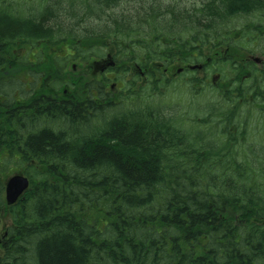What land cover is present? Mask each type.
<instances>
[{"label":"trees","instance_id":"1","mask_svg":"<svg viewBox=\"0 0 264 264\" xmlns=\"http://www.w3.org/2000/svg\"><path fill=\"white\" fill-rule=\"evenodd\" d=\"M118 1L86 5L80 8L83 13L72 5L61 13L57 2L33 16L37 19H22L11 13V0H0V225L4 209L11 218L0 241V264H264V154L252 144L255 141L248 144L245 137L253 129L245 113L251 115L239 108L250 97L254 109L255 100L264 104V65L260 69L218 58L200 63L205 50L217 49L215 44L221 41L212 21L218 18L202 17L199 30H194L185 27L190 18L172 11L144 17L136 8L138 12H131L142 16L143 23L131 28L123 23L124 15L118 21L105 14ZM243 3L216 0L211 7L219 16ZM100 21H104L101 29H84ZM66 22L70 30L64 36L59 26ZM178 22H182L180 29ZM249 27L253 24L231 28L232 36L240 38L234 37L227 53L249 45L252 34L260 36L258 45L262 42L264 32ZM74 29L83 30L82 35ZM167 35L174 37L168 46ZM193 40L200 41L198 50L187 48ZM66 41L74 55L70 57L81 61L111 45L116 51L112 70L118 76L129 73L128 64L135 61L136 69L145 71L146 84L138 88L134 101L140 95L143 99L147 91L170 88L189 90L202 99L212 84L207 82L206 70L219 63L231 65L235 79L225 89H217L225 91L226 104L215 108L221 115L216 119L202 109L215 121L204 116L198 121L212 128V144L204 143L199 134L180 133V121H162L155 117L161 115L146 109L117 115V104L110 95L104 97L103 89L94 88L93 81H85L73 95L88 107L84 115V105H67L63 98L43 93L24 102L25 107L19 100L6 99L18 70L13 64L22 60L14 55L16 45ZM85 43L89 46L81 47ZM175 60L188 65L183 74L200 65L205 77L196 78L205 87L194 90L195 78L175 87L176 81L165 76ZM53 63L54 82L68 84ZM241 68L247 69L248 76L239 80ZM135 71L129 81L131 90L139 79ZM218 77L225 80L222 74ZM98 96L104 104L97 103ZM45 97L63 103L55 106ZM256 110L264 112V108ZM225 123L233 130L223 128ZM15 172L26 177L29 186L20 200L7 206L5 180Z\"/></svg>","mask_w":264,"mask_h":264},{"label":"rangeland","instance_id":"2","mask_svg":"<svg viewBox=\"0 0 264 264\" xmlns=\"http://www.w3.org/2000/svg\"><path fill=\"white\" fill-rule=\"evenodd\" d=\"M70 5H72V8L76 10V12H81L80 8L85 7L87 5L91 7L97 6L98 1L103 0H70ZM51 1L49 0H29L27 3H24V6L26 9H36V10H42L44 5L48 6L50 5ZM56 2H60L61 13L66 10H68L69 4H67V0H56ZM188 2V1H187ZM191 1L190 3H192ZM52 3V2H51ZM128 3V4H127ZM19 4L22 5V2H19ZM12 5L16 6V1ZM131 2H127L126 0H119L118 4L111 10H108L105 12L106 15H109L112 17V19H118V21H121L122 15L125 17L123 18V23L127 25L129 23V26L131 28L138 27V24L141 25L143 23L142 16H136V14L131 12ZM189 7L190 4L188 3ZM51 6V5H50ZM14 9V8H13ZM179 9H182L181 6H179ZM24 10V9H23ZM75 12V13H76ZM82 11L81 13H83ZM24 14H27V11L25 10ZM60 14V13H59ZM130 16L133 17V20L131 22ZM69 17L68 15L66 16ZM25 18H31V19H37L33 17H23ZM246 19H235L231 22V26L234 27H240L244 24H247L252 21V19H248L247 21H244ZM165 21L171 22L170 15L169 18L166 17ZM70 24H73L71 21ZM69 24V25H70ZM68 25V22H66L61 27V35H67L68 31L70 30ZM89 27H85L84 29H101L104 26V21H100L98 23H89ZM91 27V28H90ZM82 28V27H81ZM78 32H76V29L73 30L74 33L82 35L83 30L77 29ZM82 31V32H81ZM81 32V33H79ZM69 41V40H68ZM63 43L62 45H55V43L50 44L49 42H40L34 45H16L14 49V55H16L19 59H22L20 63L13 64L15 67L14 69H18L16 74H13L12 76V83L11 88L8 91L6 96V99H16L19 100L22 105H25L24 102H29L30 99L35 98L36 95L46 94V95H52L57 96L60 98L67 99L68 96H73L76 92H79L82 89L83 83L85 81H99L102 83L103 86V94L104 97L107 99L110 95V100L115 102L117 104V108L114 109L116 114H123L127 111L138 109V110H149L150 112L157 113L161 116H155L156 118H160L162 121L171 120L174 121H180L182 123V127L178 129L180 133L187 134L188 136H196L201 135L203 136L204 143L205 142H211L209 138L214 135L213 130L210 126L203 127L198 121L204 116L205 112L202 111V109H208L213 114V117L215 115H221V112L216 110V107H220L225 105V101L223 100V93L225 92H218L217 89H225L228 85H231V82L235 79L234 75L232 74V66L229 64L221 65L220 63L217 65L216 68H210L206 70L207 72V82L208 84H211L210 87H208V90L203 91V98L200 99V97H196L194 93H190V91L186 89H168L167 91H162V89L159 90L158 93L149 94L147 91L146 96L142 99V95H140L139 101H134L135 97H137V90L140 86H143L146 84V78L144 75V70H137L135 65L128 64L130 67V72L125 75H116L115 72L110 69V67L107 66V62H114V55L116 53L115 49L109 45L107 48H98L96 53L94 54V57H92L90 60L81 61L78 57L72 58L70 55H72V51L70 50V43ZM248 45V44H246ZM89 46L87 43L81 44V47L86 48ZM249 47L253 48L257 53V58H259V54H262L264 52V38L262 39L261 44H259L257 47H253L252 45H248ZM80 47V48H81ZM211 47V46H210ZM82 49V48H81ZM218 49H210L205 50L204 52V58L200 61L201 64H204L206 61L205 59L211 58L213 60L214 54L217 53ZM220 56H223L225 54V50L218 51ZM74 56V55H72ZM102 56V57H99ZM96 58H103L96 59ZM56 60V61H55ZM53 61L58 64V70L59 76L64 77L68 84H61V83H55L54 79L56 74V69L54 66ZM175 63H172L169 66L168 71L165 73V76L171 80L176 81L173 85H177L178 82H181L183 80H189L191 78H195L196 81H194L191 85V87L194 90H197L199 86H204L206 83L199 82L198 79H203L205 77L204 71H198L194 72V70H191V74H183L184 68L188 65H185L181 63L179 60H175ZM220 61V60H219ZM195 65V64H194ZM220 66V67H218ZM53 67V68H51ZM104 67V70L102 71V68ZM108 67V68H106ZM261 69L263 66H257ZM135 72L139 73L137 77L139 79L135 80V86L134 89L131 90V86L129 85V81L133 79V74ZM182 70L180 73H178L179 70ZM53 71V72H52ZM193 73V74H192ZM209 73V74H208ZM55 74V75H53ZM183 74V75H182ZM218 74H222L224 76V81H219ZM239 74V80L243 79L244 77L248 76L247 69L241 68L238 72ZM8 75V74H7ZM155 76H159V74H154ZM198 79H197V78ZM119 78V79H117ZM214 79V80H213ZM125 83H123V81ZM213 80V82H212ZM59 84V85H58ZM125 84V88L123 87ZM31 87V88H30ZM173 87V86H172ZM176 87V86H175ZM6 88V89H8ZM123 88V89H122ZM133 88V87H132ZM129 90L130 93L128 92ZM30 91L34 93L33 95L30 94ZM65 91V93L63 92ZM88 93L87 91H83ZM135 94V95H133ZM188 94V95H187ZM85 94L83 93V96ZM187 95V96H186ZM86 96V95H85ZM37 97V96H36ZM248 99V97H247ZM254 99L250 97L247 102H243L241 104L240 110L242 112H248L251 116H247L245 113V118L249 121V127L252 131L249 132L247 135L246 140L247 141H255V143H252L253 145H257V149H261V154H264V112L257 111L256 109H263L264 107L260 108V106H263L261 102H258L255 100L253 102L254 109L252 105L249 102H252ZM100 104H104L103 100L98 99ZM150 104H152L150 106ZM208 106V108H205ZM235 106V105H234ZM108 114V113H107ZM110 115V114H109ZM209 121L214 118H212V115L210 116H204ZM217 119V116H215ZM180 119V120H179ZM206 119V120H207ZM195 121V123H193ZM197 121V122H196ZM198 125H197V124ZM223 128H228L230 131L233 130L234 126L232 127L230 124H223ZM251 145V142L248 143ZM14 175H21L19 172H15L14 174L8 175V177L5 180V183L8 178ZM11 224V218L10 213L7 211V209H4L1 225H0V241L2 240L3 234L6 231V229ZM1 251V246H0Z\"/></svg>","mask_w":264,"mask_h":264},{"label":"flooded vegetation","instance_id":"3","mask_svg":"<svg viewBox=\"0 0 264 264\" xmlns=\"http://www.w3.org/2000/svg\"><path fill=\"white\" fill-rule=\"evenodd\" d=\"M14 4V2L16 1V6L12 5V14L14 16L17 17H33L35 15H39L41 14V10H36V9H26L24 6V3H27L29 0H11ZM51 2L50 5L46 6L44 5L43 8H49L51 9L52 7L56 6L57 2L56 0H49ZM127 2H131V11L134 12H142L140 15H143L144 17H146V15L150 16L154 14H168L170 11H172L174 13V15L178 16V17H182V18H190L187 19L185 22L188 24H193V25H197L199 24L200 18L201 17H210V18H218L216 20H212L214 25L218 28L219 31V38H220V42L216 45L215 47L217 49H224L225 50V54L223 56L219 55V52L214 54V59L213 60H220V59H224V60H233V62H237L239 64H245V63H251L254 64L256 66H263L264 65V52H262V54H259V58H257V53L256 51L249 47V46H242V45H238L239 47H236L235 49H237L239 52L237 53H227L228 50L232 49L231 45L233 43V39L234 37L232 36V27L231 26V22L233 19H246L244 21H247L248 19H252L251 22L247 23L249 25L253 24V27H249L250 30H255L258 29V31H262L264 32V0H242L244 1L243 4L237 6V7H232L230 8L228 11H224L222 12L219 16L218 13L214 12L212 9V2L214 3L215 6V1L216 0H155L158 2H155L154 0H126ZM188 1V2H187ZM191 1H193L192 3H190ZM19 2H22V5L19 4ZM70 0H67V4H69L70 6ZM154 2V3H153ZM188 3L190 4V7L188 5ZM218 3V1H217ZM128 4V3H127ZM179 6L182 7V9H179ZM241 6V7H240ZM167 7L168 9L165 10L164 8ZM211 7V8H210ZM14 8V9H13ZM138 10H137V9ZM24 9V10H23ZM25 10L27 11V14H24ZM133 12V13H134ZM135 14V13H134ZM170 15V14H169ZM228 18H230L229 20H227ZM225 19V20H224ZM180 22H178L176 24V27L178 28L180 25H178ZM167 24H170L169 22H167ZM148 26V25H145ZM256 27V28H255ZM235 29H239L238 27H234ZM180 29V28H178ZM222 30V31H221ZM229 32V34H226V32ZM190 36H188L187 38H189ZM260 36L256 35V34H252L251 36L248 37V39H251L250 44L253 47H257L258 46V41L256 39H259ZM167 39L165 40L164 44L166 46L169 45V43H171L174 39V37H171L169 35H167L166 37ZM236 39H239L240 36L235 37ZM261 44V43H260ZM201 46L200 41L199 40H193L190 42H187V48H193V49H199ZM197 55L199 57V53L197 52ZM92 58V57H91ZM90 58V59H91ZM218 58V59H217ZM87 59V60H90ZM96 59H101L103 60V58H96ZM256 59H259V61H257ZM123 61H127L126 59H124ZM211 58H207L206 59V63H211ZM131 63H133V66L135 64V61H132ZM107 66L110 67V69H114L115 68V62H107ZM106 67V68H108ZM137 68V67H136ZM104 70V67L102 68V71ZM180 73V71L178 72ZM95 86H98L99 88L103 89V85L101 82L99 81H94V88ZM93 91V90H92ZM65 93V91H63ZM95 93V89L93 91V94ZM103 93V92H102ZM97 95V93H96ZM52 97V96H51ZM51 97H45L48 102L50 104H54L55 106H59L61 103H63L62 101L66 102L67 105H78V106H83V102L80 100H77L76 98H74L73 96H68L67 99L63 98L62 101L56 100L54 98ZM99 96L97 98V103L99 104ZM61 100V99H60ZM25 107V105H24ZM79 109H76V113L78 112ZM74 112V113H75ZM85 113L88 114V107L87 106H83L82 109V115H84ZM75 116H77V114H75Z\"/></svg>","mask_w":264,"mask_h":264},{"label":"water","instance_id":"4","mask_svg":"<svg viewBox=\"0 0 264 264\" xmlns=\"http://www.w3.org/2000/svg\"><path fill=\"white\" fill-rule=\"evenodd\" d=\"M259 61L258 59H256ZM199 68L197 66L191 67L193 70ZM29 182L28 179L22 175H14L7 179L4 188V199L7 206L15 204L18 199L24 194L28 189Z\"/></svg>","mask_w":264,"mask_h":264},{"label":"bare ground","instance_id":"5","mask_svg":"<svg viewBox=\"0 0 264 264\" xmlns=\"http://www.w3.org/2000/svg\"><path fill=\"white\" fill-rule=\"evenodd\" d=\"M202 18V17H201ZM182 21V20H181ZM182 22H180L178 25H181L182 26V24H181ZM188 24V23H187ZM167 26H170V25H167ZM185 27H188V28H192V29H194V30H199V27H200V21H199V24H197V25H193L192 23L191 24H188L187 26H185ZM55 108V107H54Z\"/></svg>","mask_w":264,"mask_h":264}]
</instances>
